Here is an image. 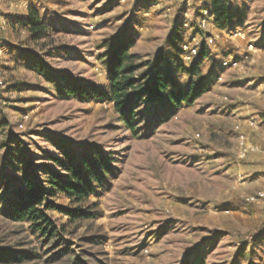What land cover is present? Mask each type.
I'll list each match as a JSON object with an SVG mask.
<instances>
[{
    "label": "rangeland",
    "instance_id": "1",
    "mask_svg": "<svg viewBox=\"0 0 264 264\" xmlns=\"http://www.w3.org/2000/svg\"><path fill=\"white\" fill-rule=\"evenodd\" d=\"M31 5L55 28L39 42L30 41L18 21ZM207 7L209 0H0L1 245L42 251L29 224L11 220L3 208L8 182L19 186L22 177L8 160L53 166L47 157L59 153L53 138L75 150L98 146L119 170L98 198L102 216L62 233L75 256L90 252L109 264H264V200L249 199L264 189V173L251 167L264 168V0H231L228 18H213L200 30ZM175 29L184 42L196 38L199 48L206 46L201 70L211 77L210 87L146 138L123 127L110 102L60 99L23 56L41 54L48 67L108 91L103 54L126 37L134 40L136 76L162 51H172L177 80L187 86L188 75L175 67L189 66L200 55H173L167 38ZM236 30L245 37H234ZM208 34L220 37L209 45ZM249 42L255 49L248 53ZM56 45L69 52L47 56ZM224 55L241 59V65L221 68ZM241 135L249 146L244 157ZM49 198L68 204L59 194ZM47 214L57 225L67 222L57 211ZM98 234L107 237L103 246L88 241Z\"/></svg>",
    "mask_w": 264,
    "mask_h": 264
},
{
    "label": "trees",
    "instance_id": "2",
    "mask_svg": "<svg viewBox=\"0 0 264 264\" xmlns=\"http://www.w3.org/2000/svg\"><path fill=\"white\" fill-rule=\"evenodd\" d=\"M230 1L209 0V9L214 20L219 22L228 18ZM19 17L21 27L28 32V38L32 42L46 39L55 32V28L42 19L36 6H29L27 12ZM233 29L234 25H231L230 30ZM167 42L176 52L173 55L179 57L185 53L180 29L173 30ZM133 45V39L121 37L103 54L102 59L108 74V91L70 72L48 67L41 54L27 51L23 56L28 58V67L52 83L60 99L110 102L123 127L134 136L146 138L182 107L191 106L207 92L211 77L203 76L201 70L207 53L206 46L199 48L200 57L189 66L178 64L175 67L178 72L188 75L187 86L177 80V74L172 67V51H162L151 63L149 70L136 76L140 65L135 63L137 56L130 52ZM66 52L69 50L65 45H56L48 48L46 55L54 57ZM262 121L264 123V114ZM50 141L59 153H48L47 157L60 170L47 164L33 168L30 163L21 161L20 165L11 156L8 163L18 169L22 177L19 186L8 182L6 205L3 208L11 220L29 224L31 233L40 241L42 251L39 252L36 248L16 249L0 244V264H109L107 257L102 258L97 254L90 256V252L84 250L82 256H75L73 247L62 233H73V229L102 216L98 198L119 170L114 166L113 158L98 146H81L75 150L71 145L53 138ZM61 170L65 172L62 173ZM58 194L66 198L68 204H57L50 200V196ZM92 196L97 199L92 200ZM49 210L62 214L67 222L57 225L47 214ZM88 241L92 245L103 246L107 237L98 234L88 238ZM85 256L91 258H84Z\"/></svg>",
    "mask_w": 264,
    "mask_h": 264
},
{
    "label": "built area",
    "instance_id": "3",
    "mask_svg": "<svg viewBox=\"0 0 264 264\" xmlns=\"http://www.w3.org/2000/svg\"><path fill=\"white\" fill-rule=\"evenodd\" d=\"M183 3H189L190 0H180ZM202 19L200 20L199 23V29L200 30H205L207 25L209 24V20L213 19V15L210 13L209 7L204 8L202 10ZM234 37H245V32L243 30H236L232 33ZM220 35L219 34H208L205 37V42L209 45L214 44L215 41L219 39ZM255 49L254 45L252 42H249L248 45V53L253 51ZM183 51L190 55V56H196L199 54V41H197L196 38H193V42H184L183 44ZM246 57H249V54H246ZM242 63L241 59H238L236 57H227L223 56L220 59V67L223 69H232L239 67ZM219 80L222 79V76L217 77ZM249 125L251 127H257V122L254 119H249ZM241 149H240V156L244 157L246 153L249 150V146L245 145V135H241ZM250 201L257 202L264 200V189L258 191L255 195L251 196Z\"/></svg>",
    "mask_w": 264,
    "mask_h": 264
},
{
    "label": "crops",
    "instance_id": "4",
    "mask_svg": "<svg viewBox=\"0 0 264 264\" xmlns=\"http://www.w3.org/2000/svg\"><path fill=\"white\" fill-rule=\"evenodd\" d=\"M227 57H233L232 55L231 56H227ZM238 110H239V108H233V110H232V112L233 113H236V112H238ZM236 115H238V114H236ZM248 121H249V119H248ZM262 121V120H261ZM262 126L264 127V124H262ZM251 127V126H250ZM263 148H264V142H263ZM251 167L253 168V172L256 174V173H264V168L262 169V170H260V168H262L261 166L259 167V164H256V165H254V164H251ZM259 176V175H258ZM261 176V175H260ZM264 176V175H263Z\"/></svg>",
    "mask_w": 264,
    "mask_h": 264
}]
</instances>
